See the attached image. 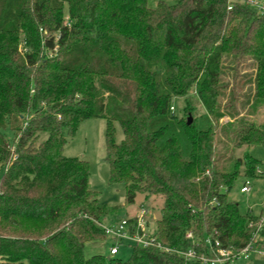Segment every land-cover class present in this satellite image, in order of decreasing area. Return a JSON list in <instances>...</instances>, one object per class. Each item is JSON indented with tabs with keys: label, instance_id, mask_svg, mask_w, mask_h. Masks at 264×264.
Here are the masks:
<instances>
[{
	"label": "trees",
	"instance_id": "trees-1",
	"mask_svg": "<svg viewBox=\"0 0 264 264\" xmlns=\"http://www.w3.org/2000/svg\"><path fill=\"white\" fill-rule=\"evenodd\" d=\"M250 1L0 0V264H202L178 251L264 250L261 214L230 197L260 176L248 149L264 147V123L241 116L226 80L250 61L241 105L264 104V11ZM98 118L109 183L124 185L126 204L163 200L151 230L163 248L131 243L125 261L86 254L109 237L103 220L117 207L91 188L88 161L63 154ZM219 141L233 144L230 169L216 163ZM137 221L131 233L143 232Z\"/></svg>",
	"mask_w": 264,
	"mask_h": 264
},
{
	"label": "rangeland",
	"instance_id": "rangeland-1",
	"mask_svg": "<svg viewBox=\"0 0 264 264\" xmlns=\"http://www.w3.org/2000/svg\"><path fill=\"white\" fill-rule=\"evenodd\" d=\"M160 0H148V5L150 7H155L157 2ZM166 2H172V0H164ZM250 61L246 60L241 66H239V74L237 79L234 81V77L231 74L233 71L229 70L227 81L231 82L235 86V92L237 93L239 99L236 103L238 111L241 116L250 117L252 120L264 123V104L258 108V110L253 114L254 109L250 111V104L241 105V101L244 100V95L249 90L250 78L253 69ZM233 65L228 63V65ZM177 112L180 114L183 109L182 100H176L174 102ZM198 112L202 113L204 108L198 104ZM229 117H224L221 120V124L228 122ZM20 125L16 121H11L8 129L6 130L7 139L12 142L15 136V128ZM105 119H88L79 125V128L76 134L73 137L67 139V144L64 147L63 154L68 157H78L85 161H88L91 165V176H90V186L92 189L96 190L99 193V199L102 202L108 203L109 205L116 206V211L105 218L103 221L105 224L110 225L111 223L116 224L122 220H128L129 218L135 217L138 207L144 206L150 211V216L148 217V231L151 233L155 229L156 219L160 215V207L162 206L163 200L160 197H148L146 198L143 194L137 196L135 203L126 204L125 202V189L124 185H111L109 183V167L105 160L106 156V147H105ZM118 139L121 140L123 137L122 130L120 126L116 124ZM221 125L218 127V133L220 134ZM222 136V135H221ZM226 140V139H224ZM233 144L219 141L218 142V151H217V165L222 169H230V163L226 161V158L230 153L226 152L227 148L232 149ZM226 147V148H225ZM249 153L260 161L258 171L264 174V147L262 146H251L248 149ZM238 151L235 156L239 155ZM0 167V172H1ZM251 193L241 192V187L244 184V179H239L235 186L230 192V197L237 201L240 204L242 211H246L249 205L254 207L255 212L258 214L260 210H264V175L251 178ZM257 204H261L257 205ZM147 225V223H146ZM147 231V230H146ZM104 243H98L95 247L92 244H88L86 247V254L90 253H103L106 255L110 254V248L112 244L118 245V253L114 257L119 258L123 261L127 260L131 254V242L127 239H123L121 242H118L117 239L109 236L106 240H103ZM95 251V252H91ZM243 260V259H240ZM236 260V264H241L240 261Z\"/></svg>",
	"mask_w": 264,
	"mask_h": 264
},
{
	"label": "built area",
	"instance_id": "built-area-1",
	"mask_svg": "<svg viewBox=\"0 0 264 264\" xmlns=\"http://www.w3.org/2000/svg\"><path fill=\"white\" fill-rule=\"evenodd\" d=\"M250 4L255 6L260 12L264 11V4L260 0H251ZM174 106L171 107L172 112H174ZM258 174H262L257 170ZM251 181L246 179L244 184L241 187V192L250 193L251 192ZM150 216V211L144 206H140L137 210L135 218H137V225L142 229V233L134 232L131 233L128 229V220H122L116 224H104L102 225L106 233L114 239H117L118 242H121L123 239L129 240L131 243L142 244L143 246H157L163 248L159 242H156L154 236L148 231V217ZM147 223V225H146ZM264 225V210L260 216V223L257 230ZM147 230V231H146ZM152 233V232H151ZM187 238H193L192 232L187 233ZM207 243L210 244V239H207ZM216 246L219 245V242L215 243ZM118 245L112 244L110 248V255H116L118 253ZM166 251H170L168 248H164ZM211 255L206 254H196L194 249H188L185 251H178L180 254L186 258H198L202 264H231L239 259H248L250 254L253 251H259L260 249L254 244L249 243L244 248L239 251H234L232 249L220 248L217 249L211 248ZM262 251V250H260ZM264 255V250L262 251Z\"/></svg>",
	"mask_w": 264,
	"mask_h": 264
},
{
	"label": "crops",
	"instance_id": "crops-1",
	"mask_svg": "<svg viewBox=\"0 0 264 264\" xmlns=\"http://www.w3.org/2000/svg\"><path fill=\"white\" fill-rule=\"evenodd\" d=\"M264 174H261L260 176H262ZM251 192H252V188H251ZM250 192V193H251ZM257 205H260L262 206L261 204H257ZM139 208V207H138ZM247 210H251L253 212V214H256V215H259L262 213V209L260 210V212L257 214L254 210V207L252 205H249L248 207H246ZM93 245V247H95L96 245H98V243H91ZM263 251V250H262ZM262 251H253L251 254H250V257L248 259H243V260H240V261H244V262H241V264H264V255L262 253ZM91 252H95V251H91ZM96 253V252H95ZM95 253H90V254H87V255H91V254H95ZM237 262H233L231 264H236Z\"/></svg>",
	"mask_w": 264,
	"mask_h": 264
},
{
	"label": "water",
	"instance_id": "water-1",
	"mask_svg": "<svg viewBox=\"0 0 264 264\" xmlns=\"http://www.w3.org/2000/svg\"><path fill=\"white\" fill-rule=\"evenodd\" d=\"M191 122H192V117L189 116V117H188V120H187V123L190 124Z\"/></svg>",
	"mask_w": 264,
	"mask_h": 264
}]
</instances>
